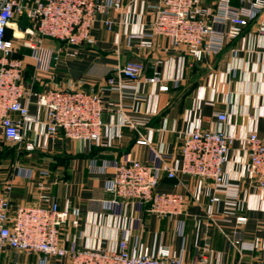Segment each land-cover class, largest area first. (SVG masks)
<instances>
[{
    "label": "crops",
    "instance_id": "crops-1",
    "mask_svg": "<svg viewBox=\"0 0 264 264\" xmlns=\"http://www.w3.org/2000/svg\"><path fill=\"white\" fill-rule=\"evenodd\" d=\"M120 7L110 9L112 25L107 28L98 17L92 24V43L69 46L52 39L42 38L39 59L31 47L22 40L15 41L14 57L23 58L22 83L26 90L42 91L68 87L98 91L102 99V140L108 146H95L65 138L61 132L44 139V147L32 152L21 151L22 159L0 171V190L6 180L13 183L10 200L13 204L36 202L37 183L50 186V193L61 208L77 207L81 214L77 244L83 246L94 238L119 237L115 222L130 226V246L155 247L169 245L176 250L182 264H191L196 246L204 240L210 242L214 257L212 264H264V193L246 172V155L241 137L249 130L264 135V37L256 34L257 21L264 19V9L245 29L243 38L230 41L218 54L194 60L184 48L174 46L162 36H148L151 47H143L130 32L140 26L148 28L153 17L146 5L157 0H118ZM212 0H203L209 4ZM19 21H24L19 19ZM39 54V53H38ZM72 54V55H71ZM127 60H139L144 69L137 82L120 77L123 88H111L108 79L119 80V68ZM155 72L163 79L167 90L145 83L143 78ZM29 112L39 113L33 100ZM226 111L229 122L225 128L234 133L225 166L231 187L215 192L209 180L176 173L169 179L159 170L156 186L160 191L180 192L185 196L184 213L179 216L160 217L143 214V223L134 222L138 211L131 202L120 209L108 207L111 194L105 190L112 174L109 164L124 155L143 162H152V150L161 148L165 157L158 165L179 166L178 132L187 129L199 118L203 126L216 127L214 113ZM12 117H17L13 113ZM135 124L122 123V119ZM29 137L34 135L28 132ZM150 139L139 144L141 138ZM1 138V137H0ZM1 140V139H0ZM86 147V148H84ZM28 168V173L20 169ZM1 179L4 181L2 182ZM199 190V193H197ZM236 192L237 208L225 213L229 193ZM219 201L208 211L210 196ZM237 216L246 222L238 225ZM240 228L242 241L252 249L240 252L228 244L226 233ZM73 233L74 229H68ZM0 264H51L36 255H25L9 247H0Z\"/></svg>",
    "mask_w": 264,
    "mask_h": 264
},
{
    "label": "built area",
    "instance_id": "built-area-1",
    "mask_svg": "<svg viewBox=\"0 0 264 264\" xmlns=\"http://www.w3.org/2000/svg\"><path fill=\"white\" fill-rule=\"evenodd\" d=\"M153 17L148 28L140 26L130 32V37L140 40L143 47H151L149 37L162 36L171 44L184 48L194 60L220 53L232 40L243 38L244 29L264 9V0H157L146 5ZM118 0H0V141L9 146L17 145L20 151L32 152L44 147V139L55 137L59 132L65 138L95 146H108L102 140V99L98 91L72 87L50 88L42 91L26 90L22 83L23 58L14 57L15 41L22 40L34 50L39 59L42 38L59 40L69 46L92 43L93 22L102 17L103 24L110 28L112 20L109 10L118 9ZM19 19L24 20L20 24ZM10 36H7V32ZM21 35H16V32ZM256 34L264 37V19L257 21ZM39 53V54H38ZM72 55V54H71ZM144 64L139 60H127L119 68V80L108 79L111 88H123L120 77L137 82ZM163 79L155 72L143 78L145 83L157 85ZM159 84V91L167 90ZM33 100L39 113L29 112L28 104ZM17 117H12V114ZM217 126H203L197 118L190 126L178 132L179 166L158 165L165 157L161 148L152 150V162H143L129 155L113 160L109 166L112 174L105 190L111 194L108 207L120 209L131 202L138 211L134 222L142 225L143 214L160 217L179 216L184 213L185 196L175 191L156 189L158 171L162 170L169 179L176 173L191 175L200 180H209L215 192H225L232 185L228 182L225 166L229 161V150L235 139L227 130L229 122L226 111L214 113ZM135 124L134 120L122 119V123ZM34 135L29 137L28 132ZM246 155L247 175L264 193V135L258 136L249 130L241 137ZM150 143L149 137L136 141ZM86 148V147H84ZM24 174L29 169L20 168ZM13 183L6 180L0 190V247H9L25 255H36L51 264H182L176 250L169 245L155 247L130 246V226L115 222L121 232L119 237L100 236L88 244L79 246L78 229L81 214L77 207L61 208L51 195L50 186L43 181L37 183L38 200L13 204L10 200ZM234 191H236L234 189ZM199 193V190H197ZM225 202V213L237 208L236 192L229 193ZM219 201L216 193L209 198L208 211ZM238 225L246 222L245 216H237ZM68 229H74L70 233ZM230 247L237 251L252 249L242 241L241 229L226 233ZM214 250L209 241L196 246L191 264H212ZM252 264H262L255 261Z\"/></svg>",
    "mask_w": 264,
    "mask_h": 264
},
{
    "label": "rangeland",
    "instance_id": "rangeland-1",
    "mask_svg": "<svg viewBox=\"0 0 264 264\" xmlns=\"http://www.w3.org/2000/svg\"><path fill=\"white\" fill-rule=\"evenodd\" d=\"M5 142L0 141V171L7 169L12 166L16 160L22 159V152L16 145L9 146ZM3 182L4 180L1 179Z\"/></svg>",
    "mask_w": 264,
    "mask_h": 264
},
{
    "label": "trees",
    "instance_id": "trees-1",
    "mask_svg": "<svg viewBox=\"0 0 264 264\" xmlns=\"http://www.w3.org/2000/svg\"><path fill=\"white\" fill-rule=\"evenodd\" d=\"M20 24H24V21L22 22V21H20ZM7 36L9 37L10 36V32L8 31L7 32ZM5 145V144H4Z\"/></svg>",
    "mask_w": 264,
    "mask_h": 264
},
{
    "label": "bare ground",
    "instance_id": "bare-ground-1",
    "mask_svg": "<svg viewBox=\"0 0 264 264\" xmlns=\"http://www.w3.org/2000/svg\"><path fill=\"white\" fill-rule=\"evenodd\" d=\"M16 35H19V36H20V35H21V33L17 31V32H16Z\"/></svg>",
    "mask_w": 264,
    "mask_h": 264
}]
</instances>
